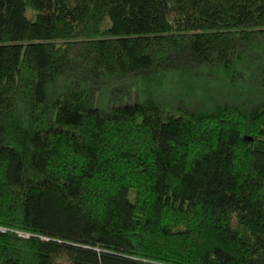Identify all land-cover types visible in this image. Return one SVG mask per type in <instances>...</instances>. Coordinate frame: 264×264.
I'll return each instance as SVG.
<instances>
[{
  "label": "trees",
  "instance_id": "1",
  "mask_svg": "<svg viewBox=\"0 0 264 264\" xmlns=\"http://www.w3.org/2000/svg\"><path fill=\"white\" fill-rule=\"evenodd\" d=\"M0 264H264V0H0Z\"/></svg>",
  "mask_w": 264,
  "mask_h": 264
},
{
  "label": "rangeland",
  "instance_id": "2",
  "mask_svg": "<svg viewBox=\"0 0 264 264\" xmlns=\"http://www.w3.org/2000/svg\"><path fill=\"white\" fill-rule=\"evenodd\" d=\"M22 235H24V234H22Z\"/></svg>",
  "mask_w": 264,
  "mask_h": 264
}]
</instances>
